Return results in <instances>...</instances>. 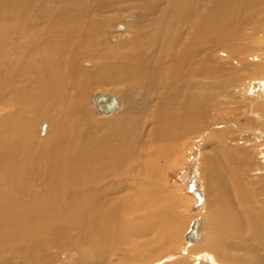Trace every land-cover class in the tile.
Returning <instances> with one entry per match:
<instances>
[{
    "label": "bare ground",
    "instance_id": "1",
    "mask_svg": "<svg viewBox=\"0 0 264 264\" xmlns=\"http://www.w3.org/2000/svg\"><path fill=\"white\" fill-rule=\"evenodd\" d=\"M263 1L0 0V264H264L263 188L250 195L259 182L232 167L250 150L207 119L231 77L260 71L215 53H241L246 37L249 56L264 54L244 35ZM254 84L236 129L264 158V74ZM201 137L213 235L202 243L196 217L171 251L183 222L161 172Z\"/></svg>",
    "mask_w": 264,
    "mask_h": 264
},
{
    "label": "rangeland",
    "instance_id": "2",
    "mask_svg": "<svg viewBox=\"0 0 264 264\" xmlns=\"http://www.w3.org/2000/svg\"><path fill=\"white\" fill-rule=\"evenodd\" d=\"M261 5H262V8L258 9L257 11L264 12V1L262 2ZM254 13L255 12H253L251 15H253ZM127 15L128 14H124L122 16V18H124ZM257 19H255L256 21L255 20L252 21L251 29L246 30L247 34H244V35L248 36V34H251L254 36L255 39H252V41H253L252 44L258 43V42L264 44V41H263L264 40V20L261 18L259 21H257ZM111 27L109 28V33H111L112 41H114L117 37H123L124 36L123 32L112 31ZM256 27H258V28H256ZM245 29H246V27H245ZM255 33H257V34L255 35ZM229 40H232V39H229ZM244 40H245V42L242 41V46L239 48V49H242L241 53L237 54L236 51H234L235 48H237V47H235L236 44H234V42L232 43V45L229 42H223L225 44H219V50H217V52L215 53L216 57L220 58V61L222 62L223 68L225 67L223 64H225L228 61V62L234 63L233 65L236 64V65H243L244 66V65L250 64L253 66H257L258 67L257 69H259L260 71L258 74H255V75L250 74L248 71H246L248 73L245 72L246 75H244V76L234 75L233 77H231V78H235V77L239 76V78H236V79L239 80L240 78H242V80H241V82H238V83H230L226 87H223L224 90H220L218 92L220 97L226 95V96H229L231 99L226 98L223 101L218 100L220 103V106H215L214 111L217 112L216 115L214 116V114L213 115L211 114V116L207 117V119L211 120L212 118H216L214 123L210 124V125H215L218 123V121L220 124H222V126H220L218 128H215L214 126H212L210 128V130L212 132H214V130L216 131V129H220L222 132H224L225 135H228L229 138L237 140L235 142V144H233V143H232V145L230 144L232 147V150H233V148H235V149L240 148V149H244V150L249 149L250 150V154L247 156L246 163L244 164L243 167H240L239 169H236L235 166H232V167L235 168L236 173H238V175H240L241 182H243L244 184H247V183L252 182V181L253 182H257V181L259 182V184L256 183L255 185H253V186H255V188L252 186L253 192L250 193V195H251L252 193H256V192L260 191V186H262V188L264 190V170H263V172H260L258 174H254L253 172H252L253 173L252 174L250 172V169L255 165H257L259 167H262V166L264 167V158L262 157L263 147L261 146V141H257V138H255L253 135L249 134L250 132L247 133L248 130L247 131L245 130L244 133L241 134V132L239 133V131L236 129V126L238 124L243 126L244 122L249 123V119L246 118V113H244L245 109H244L243 105L240 104V101H241V99L242 100L246 99L245 97H247L248 95H251V92L255 91L258 88V86L257 87L254 86L255 85L254 83H257V80L260 79L261 76L264 74V71H263L264 68H263V65L261 63L264 61V54L257 53V54H253V55L249 56L248 53H250L251 52L250 50H252V49L250 48V44H248L246 37ZM235 43H237V41ZM243 43H244V45H243ZM260 43H259V46L261 47L262 44H260ZM259 46H257V47H259ZM230 48H231V50H230ZM244 52L247 53L248 57H246V54L243 55ZM225 53H226V57H225ZM209 54H210V56H212L211 54H213V52H211ZM230 59H232V60H230ZM225 71L228 73H232V67L228 68V66H227V70H225ZM241 73L244 74V72H241ZM232 84H234V85H232ZM230 85H232V86H230ZM260 86H261V90L263 89L262 91H260V94L263 93L262 97L264 98V86H263V84ZM96 92H101V91L91 90L88 92V96H89V94L91 96ZM218 93L214 92V94H218ZM210 95L212 97V94H210ZM226 100L228 103L230 102L229 106L226 105L227 104V102H225ZM261 100L264 101V99H261ZM237 103H238V105H236V106H238V107L235 106V104H237ZM87 104H88V102H87ZM88 105H90L91 108L94 109L91 102H89ZM224 105H225V107H224ZM239 105H241V106H239ZM95 112H96V115L98 118H104L101 115H99L96 110H95ZM38 123L34 128V134H36L35 132H36V130L40 124V123L39 124ZM252 123L255 125V122H252ZM245 129H248V128H245ZM35 136L38 138V140H40V141L42 140L41 138H39V135L36 134ZM187 139H189V138H187ZM187 139H184L183 143ZM204 140H205V137H203V138L201 137L199 140L195 141L192 144H191V141H189L187 143V147H186L187 157L181 159L183 162L180 163V159H176L177 158L176 157L173 161L170 162L169 165H167L165 168H163V170L161 172V176H162L161 181H162L163 187L164 186H165L164 188L167 187V190L165 189L167 194L174 196L173 198H171V200H172L171 202H173V210H174L173 214L176 216V218L177 217L179 218V221L181 220L183 222V226L181 227V230H180L181 232L178 233V235H177V238H176L177 241L175 240V242L173 243L174 245L171 246V248H172L171 251H175V249L179 246L180 241H181V243L184 242V240H185V238H184L185 234L184 233L188 228L187 226L191 221H194V219H196V217H199V216L202 217V221H201V232H202V236H203V242L202 243H206V239H209L213 235L214 224L210 223L211 220L207 221V219L210 218V214H211L210 212L212 211L211 209L213 208L210 200L208 201L209 205L207 204L206 208L203 207L204 209L202 210V206L204 204L203 193L207 189V187L205 188V185L203 187V181L201 180V177L199 174V169H200L199 158L201 156L200 152L203 149L202 146L205 142ZM211 147H214V146L208 145L207 149L205 148L204 150L205 151L207 150L206 152L210 154L213 151V148H211ZM190 149H191V151L187 152V150H190ZM181 155H183V154H181ZM176 161L179 163V164L177 163L178 165L175 164ZM171 164H172V166H171ZM259 178H260V180H259ZM163 180H164V182H163ZM263 190L261 192H264ZM195 193H198L200 195V197L202 198V201L199 205H198V202H197L198 199H197ZM175 196H176V198H175ZM178 199H180L182 201L179 202ZM208 213H209V215H208ZM176 252H174L175 255L177 257H179L180 253L178 251H176Z\"/></svg>",
    "mask_w": 264,
    "mask_h": 264
},
{
    "label": "water",
    "instance_id": "3",
    "mask_svg": "<svg viewBox=\"0 0 264 264\" xmlns=\"http://www.w3.org/2000/svg\"><path fill=\"white\" fill-rule=\"evenodd\" d=\"M196 196H197V199H198V201H197V202L199 203V202H200V196H199V194H198V193L196 194Z\"/></svg>",
    "mask_w": 264,
    "mask_h": 264
}]
</instances>
